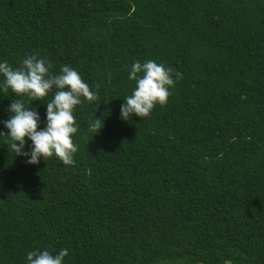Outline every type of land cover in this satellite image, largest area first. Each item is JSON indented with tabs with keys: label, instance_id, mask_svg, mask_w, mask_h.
<instances>
[{
	"label": "trees",
	"instance_id": "16d2710c",
	"mask_svg": "<svg viewBox=\"0 0 264 264\" xmlns=\"http://www.w3.org/2000/svg\"><path fill=\"white\" fill-rule=\"evenodd\" d=\"M34 53L98 98L74 108L72 165L28 164L0 134V264L36 248L69 249L65 264H264V0H0V60ZM147 59L183 76L123 121L127 71ZM52 95L32 102L39 127ZM17 98L0 95V121Z\"/></svg>",
	"mask_w": 264,
	"mask_h": 264
},
{
	"label": "clouds",
	"instance_id": "9594fccd",
	"mask_svg": "<svg viewBox=\"0 0 264 264\" xmlns=\"http://www.w3.org/2000/svg\"><path fill=\"white\" fill-rule=\"evenodd\" d=\"M51 68L46 57L35 53L26 55L18 67L0 60V95L11 92L18 97L11 99L7 109L11 113L9 118L0 121L7 134L3 129H0V134L11 138L13 152L25 157L28 164H37L41 159L54 156L63 164L72 165L78 150L73 136L79 129L74 108L82 103V98L95 101L98 93L72 66L64 64L56 74ZM182 76V73L156 60H134L127 71V79L134 81L135 86L131 94L123 97L120 119L129 121L133 116L147 117L158 105L164 106L171 88ZM49 93L53 94L52 98L43 103L44 126L39 127L41 117L32 102H41ZM96 127H99V120ZM28 141L31 143L26 150ZM68 252L67 248L58 252L36 248L26 253V264H65Z\"/></svg>",
	"mask_w": 264,
	"mask_h": 264
},
{
	"label": "rangeland",
	"instance_id": "374dc122",
	"mask_svg": "<svg viewBox=\"0 0 264 264\" xmlns=\"http://www.w3.org/2000/svg\"><path fill=\"white\" fill-rule=\"evenodd\" d=\"M227 264H229V263H227Z\"/></svg>",
	"mask_w": 264,
	"mask_h": 264
}]
</instances>
